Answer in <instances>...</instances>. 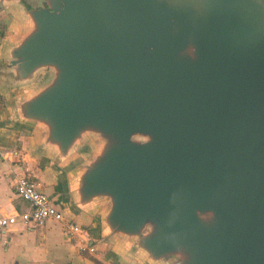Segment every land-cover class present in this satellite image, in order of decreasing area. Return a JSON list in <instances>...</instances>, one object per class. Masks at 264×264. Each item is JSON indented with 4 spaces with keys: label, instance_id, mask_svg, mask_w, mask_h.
Masks as SVG:
<instances>
[{
    "label": "water",
    "instance_id": "1",
    "mask_svg": "<svg viewBox=\"0 0 264 264\" xmlns=\"http://www.w3.org/2000/svg\"><path fill=\"white\" fill-rule=\"evenodd\" d=\"M16 1V121L47 124L69 204L107 202L142 264H264V0Z\"/></svg>",
    "mask_w": 264,
    "mask_h": 264
},
{
    "label": "crops",
    "instance_id": "2",
    "mask_svg": "<svg viewBox=\"0 0 264 264\" xmlns=\"http://www.w3.org/2000/svg\"><path fill=\"white\" fill-rule=\"evenodd\" d=\"M30 8L28 1L23 0ZM31 21L16 0H5L0 8V209L24 212L29 202L17 194L15 183L23 173L30 174L62 210L65 220H48L27 227L19 218L0 236V264H142L127 252L120 238L106 240L103 215L107 202L98 200L76 209L69 204L74 194L71 172L56 164L57 144L47 141L48 126L16 121L18 102L33 96L39 86L26 88L15 80L10 64V48L18 44L31 27ZM84 148V147H83ZM88 149V148H84ZM83 150L79 156H86ZM90 151V150H89ZM71 220L88 229L87 242L68 238L65 222ZM94 245L89 251L85 244Z\"/></svg>",
    "mask_w": 264,
    "mask_h": 264
},
{
    "label": "built area",
    "instance_id": "3",
    "mask_svg": "<svg viewBox=\"0 0 264 264\" xmlns=\"http://www.w3.org/2000/svg\"><path fill=\"white\" fill-rule=\"evenodd\" d=\"M15 189L18 195L29 202L30 209L24 212H7L0 209V236L19 218L30 228L44 225L48 220H65L62 210L52 202L50 195L39 187L37 181L30 174L23 173L18 176ZM65 233L68 238L76 237L79 234L80 239L87 242V227L71 220L65 222ZM85 246L91 252L96 251L93 244L86 243Z\"/></svg>",
    "mask_w": 264,
    "mask_h": 264
},
{
    "label": "rangeland",
    "instance_id": "4",
    "mask_svg": "<svg viewBox=\"0 0 264 264\" xmlns=\"http://www.w3.org/2000/svg\"><path fill=\"white\" fill-rule=\"evenodd\" d=\"M29 2H33V0H28ZM34 3V2H33ZM185 50H190L189 46L187 45ZM90 141V139H88ZM89 141L86 143H84V145L82 146V148H88L87 150L83 148V150H86L85 152H89V150L92 148L91 145L89 144ZM205 218H210L211 217V213L207 212L203 214Z\"/></svg>",
    "mask_w": 264,
    "mask_h": 264
}]
</instances>
